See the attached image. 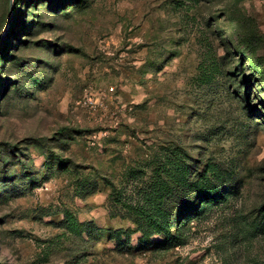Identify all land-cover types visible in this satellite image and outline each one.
Listing matches in <instances>:
<instances>
[{"label":"rangeland","instance_id":"1","mask_svg":"<svg viewBox=\"0 0 264 264\" xmlns=\"http://www.w3.org/2000/svg\"><path fill=\"white\" fill-rule=\"evenodd\" d=\"M263 204L264 0H0V264H264Z\"/></svg>","mask_w":264,"mask_h":264},{"label":"trees","instance_id":"2","mask_svg":"<svg viewBox=\"0 0 264 264\" xmlns=\"http://www.w3.org/2000/svg\"><path fill=\"white\" fill-rule=\"evenodd\" d=\"M236 15H238V14H235V13H233V17L234 18H236V22L239 24L240 23V20L242 19L241 17H240V15L239 16H236ZM189 189L188 190H186L187 192H190V190H192V187H188ZM209 193H211V192H209ZM169 195L170 194H167L166 195V193H164V194H161V193H158L157 195H155V197L153 198V201H157V204H155V206H154V208H155V211H156V213H157V215H158V217L159 216H162V214L163 213H165L166 211L168 212V210L166 209V208H164V206L165 205H163L162 204V200H167L168 198H169ZM168 197V198H167ZM166 198V199H165ZM211 199H213V196H209V197H207V199L206 200H211ZM162 201V202H161ZM264 205V204H263ZM264 207V206H263ZM141 212V211H140ZM151 214H153V213H151ZM168 214H169V212H168ZM191 214H192V212H189V213H187L186 214V216L185 217H187L188 218V216H191ZM151 217V216H150ZM158 217L157 218H155V217H153V219H154V223L160 228L162 225H161V222L158 220ZM152 218V217H151ZM187 218H185V221L187 220ZM168 225H166L165 227H163L164 229H165V231H166V234H167V236H169V239H170V241L169 242H171V241H175V242H179V240H180V235H177V234H171V232L169 231V229H168Z\"/></svg>","mask_w":264,"mask_h":264}]
</instances>
